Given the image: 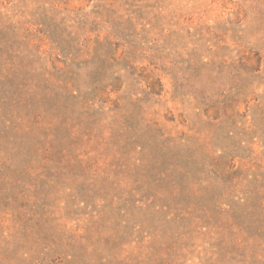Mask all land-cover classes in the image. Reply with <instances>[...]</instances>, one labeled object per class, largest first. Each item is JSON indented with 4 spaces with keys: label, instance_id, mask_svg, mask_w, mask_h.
<instances>
[{
    "label": "rangeland",
    "instance_id": "1",
    "mask_svg": "<svg viewBox=\"0 0 264 264\" xmlns=\"http://www.w3.org/2000/svg\"><path fill=\"white\" fill-rule=\"evenodd\" d=\"M0 264H264V0H0Z\"/></svg>",
    "mask_w": 264,
    "mask_h": 264
}]
</instances>
